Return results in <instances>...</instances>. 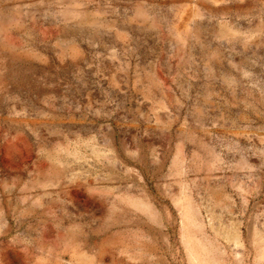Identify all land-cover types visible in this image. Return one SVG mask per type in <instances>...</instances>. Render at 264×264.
Wrapping results in <instances>:
<instances>
[{
  "label": "rangeland",
  "instance_id": "1",
  "mask_svg": "<svg viewBox=\"0 0 264 264\" xmlns=\"http://www.w3.org/2000/svg\"><path fill=\"white\" fill-rule=\"evenodd\" d=\"M0 264H264V0H0Z\"/></svg>",
  "mask_w": 264,
  "mask_h": 264
}]
</instances>
